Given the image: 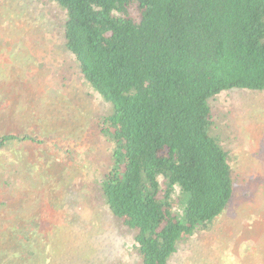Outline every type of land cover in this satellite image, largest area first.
Listing matches in <instances>:
<instances>
[{
  "label": "trees",
  "instance_id": "16d2710c",
  "mask_svg": "<svg viewBox=\"0 0 264 264\" xmlns=\"http://www.w3.org/2000/svg\"><path fill=\"white\" fill-rule=\"evenodd\" d=\"M46 1L65 11L64 47L109 106L99 134L110 165L94 190L131 232L135 264H168L231 200L230 153L208 102L264 92V0ZM25 140L0 134V152ZM20 219L0 233V253L26 264L43 224Z\"/></svg>",
  "mask_w": 264,
  "mask_h": 264
},
{
  "label": "rangeland",
  "instance_id": "374dc122",
  "mask_svg": "<svg viewBox=\"0 0 264 264\" xmlns=\"http://www.w3.org/2000/svg\"><path fill=\"white\" fill-rule=\"evenodd\" d=\"M65 18L46 0H0V134L31 139L0 152V233L35 216L43 229L26 264H135L131 232L94 190L110 165L99 134L109 106L64 47ZM208 103L230 153L233 193L168 264H264V92H222ZM8 258L17 262L2 251L0 264Z\"/></svg>",
  "mask_w": 264,
  "mask_h": 264
}]
</instances>
